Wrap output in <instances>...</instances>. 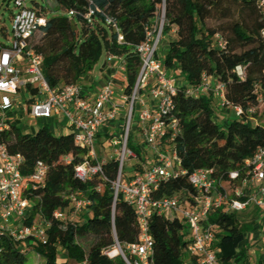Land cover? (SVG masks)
Segmentation results:
<instances>
[{"label":"trees","instance_id":"trees-1","mask_svg":"<svg viewBox=\"0 0 264 264\" xmlns=\"http://www.w3.org/2000/svg\"><path fill=\"white\" fill-rule=\"evenodd\" d=\"M29 1V8L47 17L52 10L61 13L48 17L39 42H31L44 57V74L52 87L81 82L105 53L126 62L127 94H131L140 71L136 49L146 38L145 28L164 13L161 44L165 52L158 57L183 84L173 97V114L179 120L181 134L172 146L188 174L213 169L222 182H230V172L241 170L246 159L264 148V124L255 119L257 107L264 101V0H55L53 7L51 3ZM90 11L92 21L88 22L86 15ZM109 18L113 20L111 24ZM117 28L123 43L118 42ZM1 46L5 45L0 42ZM204 75L211 77L213 87L221 84L225 88L229 107L220 108L227 114L221 122L216 119L213 101L217 98L213 94L186 93L189 88L199 87ZM25 88L34 95L31 85ZM235 108L240 109L239 114ZM0 145H5L12 155L23 156L22 174L26 177L33 173L38 161L49 167L44 187L34 195L40 198L36 210L52 219L53 225L48 241L29 242L27 251L39 253L45 264H126L121 256L110 259L104 254L117 242L122 247L137 242L139 235L135 209L121 198L114 202L112 182L118 172L114 158L104 160V178L81 181L75 167L87 152L75 144L71 131L56 135L49 125H44L35 133H24L12 123L0 131ZM130 147L138 155L134 174L142 172L143 165L152 163V154L142 152L133 139ZM72 192H82L90 206L76 221L72 217L66 222L53 219L55 211H69ZM176 193L187 198L196 193L188 175L165 180L153 196L170 197ZM35 214L32 212L31 217ZM259 214L260 210L253 206L243 212H227L224 208L212 211L208 220L214 227V249L220 250L223 264L231 260L242 263L246 258L247 237L251 233L258 237L260 233ZM149 226L155 264L196 262L187 250L190 232L185 224L154 213ZM90 237L93 241L86 250L81 242ZM22 246L7 235L1 237L0 264H25ZM61 253L68 261L60 259Z\"/></svg>","mask_w":264,"mask_h":264},{"label":"built area","instance_id":"built-area-1","mask_svg":"<svg viewBox=\"0 0 264 264\" xmlns=\"http://www.w3.org/2000/svg\"><path fill=\"white\" fill-rule=\"evenodd\" d=\"M14 4L17 11L12 15V42L0 47V131L13 123L10 115L15 109L16 97L23 87L31 85L35 93L25 105L28 115L35 120L62 117L75 144L87 152L84 160L75 167L77 178L81 181L104 178V160L99 159L96 145L101 146L102 152L111 150V157L118 162L117 177L112 182L114 202L121 198L135 209L139 235L135 243L122 247L117 242L105 249V255L110 259L121 256L126 264H155L154 240L149 226L154 213L186 225L190 232L186 238L189 241L187 250L196 260L192 264H223L219 258L220 250L214 249V227L208 220L212 211L224 208L227 212H243L256 207L260 210L258 224L264 232V148L246 159L241 170L230 172L231 181L227 183L222 182L213 169H198L188 174L181 167V160L172 146L181 134L179 120L173 114V97L183 84L158 57L165 25L164 13L146 26V38L137 46L141 67L131 94H127L125 88L122 92L116 88V73H123L126 80V62L122 57L110 54L106 67L112 71V76L89 99L81 82L59 87L49 84L43 70L44 57L31 46L32 40L47 25L48 17L29 8V0H14ZM92 15L93 11L86 15L88 22L92 21ZM107 21L109 24L113 22L110 18ZM116 30L118 42L123 43V35L118 28ZM19 64H25V69L21 70ZM238 73L242 75L240 67ZM186 93L193 96L211 93L221 107H229L224 86L217 84L213 87L211 77L207 75L199 87L189 88ZM136 108H139L138 136L132 138ZM235 110L240 113L239 108ZM132 139L142 152H151L153 160L150 165H143L142 172L127 176L126 162L138 160L136 151L130 147ZM65 160L70 162L68 158ZM23 163L22 155H12L5 145H0V238L7 235L20 242L23 245L20 251L27 256L31 252L27 251L29 242L48 241L53 221L44 218L35 207L40 198L34 192L44 187L48 165L38 161L33 173L26 177L22 174ZM187 175L196 193L188 198L180 193L154 198L153 194L162 182ZM69 200V211L57 210L53 219L66 222L69 217L79 216L91 204L82 192H72ZM34 210L36 214L32 218ZM60 258L64 259L63 253ZM261 261L264 264V258L256 263ZM229 264L240 263L231 260Z\"/></svg>","mask_w":264,"mask_h":264},{"label":"rangeland","instance_id":"rangeland-1","mask_svg":"<svg viewBox=\"0 0 264 264\" xmlns=\"http://www.w3.org/2000/svg\"><path fill=\"white\" fill-rule=\"evenodd\" d=\"M41 3V0H37ZM52 7L55 4V0H51ZM30 4V1H29ZM17 11L15 7L14 0H0V42L4 45H10L12 42V29H13V19L12 15ZM61 13L59 11H50L48 13V17L58 16ZM214 24V23H210ZM43 35L41 33L37 34L36 37L33 39L32 43L36 44L39 42ZM163 44L159 47V53L162 55L164 54ZM107 56L105 53L102 54L100 59L94 64L93 68L82 78L81 84L84 89H99L103 87L107 80L112 76V71L106 67ZM115 73V71H113ZM181 76V75H179ZM180 78V77H178ZM114 83L118 91L123 90L124 86L126 85V80L124 79V75L121 72L116 73V77L114 79ZM118 85H120L118 87ZM25 98V95H24ZM24 99L22 97H18L17 105L20 107L16 111V118H18V125L20 129L24 133H35L39 128L44 125H51L48 123V120H33L29 115H26L24 112L23 102ZM20 102V103H19ZM214 106L216 108V119L218 122L222 121V117L227 115L222 110H220L221 106H219V101L214 99ZM138 109L136 108L133 118V131H132V138L138 136V131L136 128L137 120H138ZM255 119L260 123L264 124V101L260 103L257 107ZM134 140V139H133ZM136 146V144H135ZM138 147V146H137ZM96 151L102 152V148L100 145H96ZM111 152V150H109ZM136 161H128L125 165V172L127 176H131L136 172V167L134 164ZM74 221L79 219V216L72 217ZM261 233H258L262 236L258 239V237H254L253 234H250V237H247L246 243L248 251L246 253V258H244L242 263L240 264H255L258 259L264 258V232H262V227H258ZM93 239L90 237L87 239L86 242H81L84 248L87 250L89 245ZM61 259V258H60ZM62 261H68L67 257L61 259ZM25 264H45L44 258L37 252L31 251L26 256ZM69 264H77L72 261H69Z\"/></svg>","mask_w":264,"mask_h":264},{"label":"crops","instance_id":"crops-1","mask_svg":"<svg viewBox=\"0 0 264 264\" xmlns=\"http://www.w3.org/2000/svg\"><path fill=\"white\" fill-rule=\"evenodd\" d=\"M18 67L21 69V70H24L26 65L25 64H19ZM25 78H27V76H25ZM120 85H118L119 87ZM102 87H100L99 89H84V94L87 98L89 99H92L94 97V95L101 90ZM125 88V86H124ZM24 95H25V98H24ZM22 97L24 99V103H23V107H24V113L26 115H28L27 111L25 110V105L28 103V99L30 97V94L26 91V88L23 87L20 91V93L17 95L16 97V106H15V109L14 111L12 112V114L10 115L11 116V119L13 120V123H15L16 125H18V118H16V111L17 109H19L20 107L17 105L18 103V97ZM20 103V102H19ZM30 117V115H29ZM33 119V118H32ZM35 120V119H33ZM48 123L51 124L49 125L51 130L56 134V135H62V134H65L67 132H69L70 130L68 129L67 127V122L66 120H64L62 117H58V116H54L52 119H49L48 120ZM19 127V125H18ZM103 136H101V140H103ZM98 155H99V159L100 160H107L109 158H112L111 157V152H97Z\"/></svg>","mask_w":264,"mask_h":264},{"label":"bare ground","instance_id":"bare-ground-1","mask_svg":"<svg viewBox=\"0 0 264 264\" xmlns=\"http://www.w3.org/2000/svg\"><path fill=\"white\" fill-rule=\"evenodd\" d=\"M114 254H116V252Z\"/></svg>","mask_w":264,"mask_h":264}]
</instances>
